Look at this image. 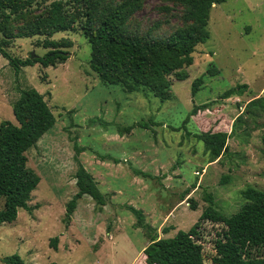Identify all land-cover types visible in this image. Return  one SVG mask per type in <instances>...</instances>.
Listing matches in <instances>:
<instances>
[{
	"label": "rangeland",
	"instance_id": "1",
	"mask_svg": "<svg viewBox=\"0 0 264 264\" xmlns=\"http://www.w3.org/2000/svg\"><path fill=\"white\" fill-rule=\"evenodd\" d=\"M54 1L37 0L30 15L45 14ZM62 1L75 15L76 0ZM86 1L96 8L92 25L97 28L109 11L127 0ZM185 14L186 7L179 0H142L123 32L165 40L188 26ZM84 23L85 19L79 20L74 31L53 36L52 40L65 46L60 49L70 54L55 67L37 64L16 74L0 56V124H18L12 104L19 97L18 89L27 88L46 97L57 119L55 127L27 153L29 168L41 178L30 202L34 212L20 210L16 222L0 226V264L12 255H19L26 264H146L144 250L150 240L135 228L137 219L128 207L141 210L159 238H172L199 222L209 206L206 195H212L217 209L229 217L245 205L242 191H264V131L252 133L245 143L244 133L238 130L228 140L229 153L220 163L209 164L202 142L184 138L183 129L173 130L183 126L196 105L217 101L225 91L247 84L249 90L242 97L218 101L187 125L192 134H231L246 103L264 90V0H228L214 6L210 39L197 48L194 63L187 69L189 78H172V99L165 103L152 93L129 94L120 86L104 84L90 67L92 50L82 29ZM15 25L21 27L24 22ZM45 40L17 39L7 50L23 60L33 53L43 57L52 50L38 45ZM214 70L216 76L210 73ZM198 78H203L204 85L193 97L192 84ZM138 122L154 125L137 127L124 137L118 134V129ZM75 145L85 150L80 160L107 196V205L100 212L91 197H83L67 227L66 207L78 192ZM101 157L121 163L104 162ZM134 170L153 179L136 176ZM225 178H229L226 184ZM3 207L0 201V211ZM223 228L211 222L201 224L206 255L214 252L216 234ZM53 238L59 240L58 250L50 246ZM255 254L264 256V248Z\"/></svg>",
	"mask_w": 264,
	"mask_h": 264
},
{
	"label": "trees",
	"instance_id": "2",
	"mask_svg": "<svg viewBox=\"0 0 264 264\" xmlns=\"http://www.w3.org/2000/svg\"><path fill=\"white\" fill-rule=\"evenodd\" d=\"M142 0H127L120 7L108 12L99 27H93L96 13L94 4L86 0H76V13H70L62 0L52 2L45 14L32 17L37 0H0V56L9 61L10 66L19 74L22 68L41 64L44 68L55 67L56 62H66L68 52L60 48L61 43L52 40L53 36L76 29L79 20L85 37L92 50L90 67L99 79L107 85L122 87L126 93L148 92L154 94L162 103L171 101L172 78L185 81L189 78L187 69L194 63L197 48L210 39L208 31L210 15L214 6L228 0H179L186 7L184 22L188 26L177 29L165 40H152L139 35H126L123 32L131 16L140 9ZM20 21L23 26H16ZM148 36H150L148 34ZM44 37L39 43L52 49L43 57L23 60L13 57L7 50L17 39ZM216 76L217 70L210 73ZM204 85L203 78L192 84L195 97ZM247 84L238 85L225 91L217 101L196 105L187 115L180 128L185 130L184 138L194 137L204 144L209 164L221 162L229 153L228 140L235 137L238 130L244 133L245 143L251 134L264 131V98L257 97L246 103L244 111L236 118L231 134L225 132H205L192 134L187 130L191 118L200 112L210 111L218 101L232 97H242L248 92ZM19 97L12 104L13 115L18 124L4 121L0 124V201L4 207L0 211V226L13 224L18 219L20 210L33 214L30 206L32 194L41 182L39 175L28 166L27 153L35 149L42 138L56 125L57 119L46 97L34 88L18 89ZM96 123V121H92ZM153 122H138L133 126L118 129L121 137L129 135L135 128L149 129ZM264 147V134L261 138ZM77 171L75 174L77 194L68 202L65 225L71 224L80 200L89 196L102 212L107 205V196L99 188L98 182L80 160L85 151L75 145ZM106 162L112 160L120 164L121 160L101 157ZM136 176L153 179L150 174L134 170ZM225 178L223 183H228ZM190 193V192H189ZM245 205L232 216H225L215 206L212 195H206L209 206L203 211L199 222L189 231H179L172 238H159L156 230L146 223L141 210L128 207L136 217V229H142L150 240L144 250L146 264H264V256L256 251L264 248V191L247 188L241 192ZM36 209V208H35ZM192 209H197L194 203ZM211 222L222 225V231L216 234L214 252L206 255L203 247L201 224ZM166 233H169L167 230ZM58 238L50 241V246L58 250ZM4 264H26L19 255L1 259Z\"/></svg>",
	"mask_w": 264,
	"mask_h": 264
},
{
	"label": "crops",
	"instance_id": "3",
	"mask_svg": "<svg viewBox=\"0 0 264 264\" xmlns=\"http://www.w3.org/2000/svg\"><path fill=\"white\" fill-rule=\"evenodd\" d=\"M257 97H263L264 98V90H260V92L258 94H256L255 97H253V98H257Z\"/></svg>",
	"mask_w": 264,
	"mask_h": 264
},
{
	"label": "water",
	"instance_id": "4",
	"mask_svg": "<svg viewBox=\"0 0 264 264\" xmlns=\"http://www.w3.org/2000/svg\"><path fill=\"white\" fill-rule=\"evenodd\" d=\"M31 56H32V58L38 57V56L35 55V53H33Z\"/></svg>",
	"mask_w": 264,
	"mask_h": 264
}]
</instances>
